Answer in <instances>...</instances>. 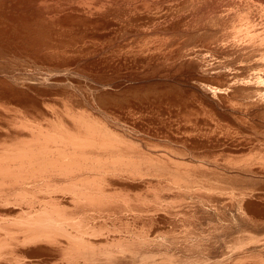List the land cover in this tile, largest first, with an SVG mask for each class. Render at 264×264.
Segmentation results:
<instances>
[{
	"label": "bare ground",
	"instance_id": "6f19581e",
	"mask_svg": "<svg viewBox=\"0 0 264 264\" xmlns=\"http://www.w3.org/2000/svg\"><path fill=\"white\" fill-rule=\"evenodd\" d=\"M46 1L0 0V264H264V125L232 121L169 81L113 92L77 75L107 82L133 67L143 80L177 33L110 44L103 25L126 34L150 14L107 2L97 17L103 0L41 10ZM71 68L81 92L63 80Z\"/></svg>",
	"mask_w": 264,
	"mask_h": 264
},
{
	"label": "rangeland",
	"instance_id": "374dc122",
	"mask_svg": "<svg viewBox=\"0 0 264 264\" xmlns=\"http://www.w3.org/2000/svg\"><path fill=\"white\" fill-rule=\"evenodd\" d=\"M16 1L18 2V0H16ZM19 1H21V0H19ZM56 1L57 0H51V2H50V0H47L45 2L46 4L45 3H44V5L41 4V6L39 4V7L41 10L44 9L47 11H49V10L55 11V8L56 9L61 8L60 9L61 11H63V10L68 11V10L73 9L72 7H75V5L77 3V1H72V0L71 1L74 3L70 2V0H62L64 2L58 0L56 3V6H55ZM97 1L101 2L102 0H97ZM136 1L137 0H103V2H102L103 5L101 6V9H99L100 7H97L99 10L95 9L96 13H94V14H97L95 16L99 17L98 14L103 13L105 11L104 7L106 5H108L107 4V2H108L109 3L108 6H111V7H115V5L121 6V7L130 6V8L132 7L135 9V11L132 8L130 9V10H132V13L137 14L139 12V14H141V16L144 13H145L144 14L145 17H147V15L149 16V14H150L149 17L144 18L146 20L144 23L142 22V20H140V25L141 24L142 25L137 26V29L132 31L134 33H132L130 31V33L124 34V31H125L124 29H122L121 31L119 30V32H118V28H116L117 29L116 30L114 28L115 26H110L111 28L114 29L113 30L109 27V25H103L102 26L103 33L107 32V33H109L108 35L113 36L112 39L111 38L109 39L110 44H115L121 39H130L131 37H134L137 35H139V36H143V35L144 36H149V35L152 36V34L160 35L162 33V35L164 34L163 36L166 35L168 37L172 33L173 34L177 33V35H173V36L171 35L172 38L168 37V38H170L169 40L172 41V39H174L173 37H176V39H177L178 35H179V40L174 39L175 43L173 41H172V43L173 44L177 43L175 45V46H177L178 43L184 42L186 47L184 46V44H179V45H182L181 46L182 50L180 48H178L179 45L177 46L176 49H175V46L167 47V49H165L163 51V52H165V51L166 52L163 54L168 56V54H169L168 52L171 50L172 53H170V54H174V56L176 54L175 57L170 58V56H173L170 54H169V57H165V55H162V53H160V54H158V56H160L161 58L159 59V57L156 56L157 58H156L154 64L150 63L151 65H147V67H146V65H143V67H145V68H143V71H145V77L143 78V80H142V76H140V75H142L140 72L142 68L141 69L137 68L138 69V71H137V69L133 68V67L128 70V73L124 74V77H122V78L118 77L119 79L113 78V81L109 80L107 82L105 80H104L105 82H103V81L101 82V81L97 80L96 78L94 79L93 78L94 75H92V74L90 75L87 72L77 74V75H79L81 77H85L86 79H89L92 82L97 83L100 86L109 87L112 91L114 90L113 92H118V91L123 90L125 88H130L129 86H131L132 84L133 85L135 84V86L139 85L137 83H142V82L145 83V82L153 81V80H158V81L164 80V82L169 81L174 86L176 85V88H177V86H178V88H179V86H181L180 92L183 94L185 93V95H187V96L191 93H192L191 95H193L195 91L197 92V94H199V95L201 94L202 98H204V100H206V102H208V104L211 103L210 105H213L214 106L213 108H215L216 111L221 112V114H224L226 116V118H228L232 121H234V120L236 121L237 118L235 116H237V117L244 116V117H247L250 121H253L254 123L257 122V124H259V125L260 124L264 125V116H263L264 115V111H263L264 110V97H263L264 96V93H263L264 92V90H263L264 89V81H263V83L261 82V80H264V72H263L264 70L261 69L262 68L261 64L264 62V60H263L264 59V27H263L264 26V0H240V1L239 0H146V1L145 0H138V2H139V3L137 2L138 4H136ZM47 2L51 3V4L53 2L55 7H53V6L50 7V4H47ZM143 2H145V5H142ZM146 2H147V4L149 3L148 4L149 6H147ZM60 3H63V4L60 5ZM58 4L60 6H57ZM104 4H105V6H104ZM135 4L137 6L138 5L139 6L138 7L136 6V8H135ZM66 5H67V7H66ZM89 5H91V4H89ZM92 5H94V4H92ZM62 6L64 7V9ZM41 7H43V8H41ZM46 7H47V9H45ZM65 7L67 10L65 9ZM92 7L94 8V6H92ZM168 8H170V9H168ZM171 8L174 10H172ZM167 9L169 10V12ZM164 10L165 11L167 10V11L164 12ZM94 14H92V15H94ZM144 15H143V17H144ZM152 15H155V16H152ZM157 15H158V17H157ZM182 18H183V20H182ZM144 19H143V21H144ZM174 22H177V23L175 24ZM168 27L170 29H168ZM176 27H178V28H176ZM107 28H110V29H107ZM174 28H176V29H174ZM106 30H108V31H106ZM137 30H138V32H137ZM114 31H116V32H114ZM120 32H121V38L119 35ZM206 32H209L212 35H210L209 33H206ZM212 32H214V33H212ZM218 32H220L222 34H220ZM168 33H170V34H168ZM183 33L186 34L187 37ZM203 33H204V35H202ZM114 34H115V37H114ZM132 34H133V36H131ZM207 34H209V35H207ZM189 35H191V37ZM116 36L119 37V39ZM199 36L200 37L202 36L201 38H203L202 39L203 41L200 39L202 42H200L199 39H197V38H200ZM206 36L207 37L209 36L210 38L209 37L206 38ZM213 36H214V38H213ZM218 36H220L221 38L220 37L218 38ZM225 36H228V37H226L227 39H225ZM211 37L213 39L217 38L218 41L217 40L216 41L211 40ZM185 38L186 39L188 38V40L189 39L190 40L186 41ZM193 38L194 39L196 38L198 40V43H197L196 39L194 40ZM113 40H115V41H113ZM193 40H194V42H193ZM204 40H206L205 43H204ZM209 40H211L213 42H211ZM185 41H186V43H185ZM190 42L192 45L190 44L188 46V44ZM106 43H108L107 40H106ZM183 47H185L186 50ZM188 47H190V48L188 49ZM169 48H171V49H169ZM173 49L175 50V53H173L174 52ZM183 50L185 51V53ZM177 54L180 56H178ZM162 56H164L165 58H163ZM194 57L197 58L199 62L197 60H195ZM231 58H233V59H231ZM189 59H191L192 61H194V60L197 61V65L202 61H203V63L202 64L200 63L197 66V65H194L196 63L195 61L192 62ZM228 59H231V61L229 60V61H227L229 63H225L226 60H228ZM185 60H187L188 62L186 61L187 62L186 63ZM232 60H234V63ZM189 61H191L194 64H192V63L189 64L190 63ZM230 62L232 65L230 64ZM156 64L159 65V67L161 65L163 66V68L160 67L163 74L161 73L160 68H159V72L158 71H157V73L155 72L153 75H151L152 77L149 76L150 78L147 77L146 75L149 74V71L151 74L152 67H154V65L156 66ZM120 66H121V64L116 68V70H114L115 74L120 71V69H119ZM164 66H165V68H164ZM181 68H183V69H181ZM71 69L73 70V68H71ZM134 69H136L135 72H137V73L133 72ZM139 69H140V71H139ZM163 69H165V70H163ZM72 70H70V73L63 74L66 78L69 77L68 79H66L63 76L64 77L63 80L66 83H70L72 88H74L76 90L78 89L77 91L81 92L80 88H78V86H76L75 81L71 78L72 77L71 75H73V74H75V76H76V73L74 72V70L73 71ZM130 70H132V71H130ZM176 70H178V71H176ZM133 73H135L134 74L135 76L132 75ZM160 73H161V75H160ZM241 73L244 75L242 76ZM224 75H226V76H224ZM227 75L230 77H228ZM53 76H54V78H53ZM56 76L58 77L57 73L56 74L55 73L46 74L45 79H46V81L49 80L48 82L51 83L50 80L53 81L55 78H57ZM158 76H160V77H158ZM130 77H131V79H130ZM220 77H222L221 79H223V78L225 79V80L223 79L224 81L222 80V83H221V79H218ZM132 78H133V80H132ZM197 78H199V79L201 78V79L199 80ZM210 78L212 80H214L213 78H215L216 80L218 79L219 84H218V81L211 82L212 80ZM227 78H228V80L229 79H231V80L228 81V80H226ZM238 78H239V80H238ZM114 79H117V80H114ZM203 79H206L207 81H205ZM236 80H238V81H236ZM200 81H203V82L201 83ZM208 81L210 83H213L214 85H217V87L220 86L221 88L218 87V92L220 89L225 96L227 94V96L230 97L228 101H230L231 98L233 97L231 100L232 102L235 100V103L237 101L242 103V101H243V103L242 104L240 103V104L241 105L246 104V105L243 107L242 106L240 107L239 105L235 106V104H232L231 102H227L225 104V102L219 96L217 97V95H219L220 93L217 94L218 92H216L214 90L211 91L213 89V86L211 87V85H209L210 83H207ZM204 82H205V84H204ZM238 82L240 84L239 85L240 88L243 85L244 87L246 86L245 88H248L249 90L243 88V86H242V88L245 89L244 91H243V89H239L238 84H237ZM259 82H261V83H259ZM221 84H225V85L230 84V85H232V87L234 89L230 85L228 87H227V85L226 86L222 85L225 88V92H226V94H225L224 90H222L223 87L221 86ZM127 85H129V86H127ZM206 85H207V87L208 86H210V87L207 88ZM235 85L238 87V89L236 87H234ZM247 85H250V86H247ZM253 87L255 88L254 90H252ZM182 88H184V89H182ZM257 88H259V89H257ZM115 89H119V90H115ZM231 89H233V91ZM226 90H228V91L230 90L232 92V93L230 92V94H232L231 95L232 97L230 96V94ZM246 90H247V92H246ZM250 90L254 91L255 93L254 92L251 93ZM256 90H257V92H256ZM237 91H238V93H237ZM241 91H243L245 97H243ZM236 94H240V95H242V97H237V99H236V97L234 98V95H236ZM245 94H249V96H247ZM250 94H252V96H253V94L254 95L257 94L258 97H256V96L252 97ZM250 96L252 98H255V99H252ZM246 97H249V98H246ZM219 98L221 101L219 100ZM238 98H240V101ZM218 100H219V103H218ZM248 100H249V102H248ZM253 116H254V118H253ZM258 127L260 128L261 126H258ZM251 131H253V132L256 131L255 133L257 135V133L262 131V130L261 129L260 130H257V129L254 130V128H253ZM260 134H261V136H260ZM262 135H263V137H262ZM257 136H258L257 137L258 139H260V138L264 139V132L262 131V132L258 133ZM151 140L157 141V139L156 138L153 139V137H151Z\"/></svg>",
	"mask_w": 264,
	"mask_h": 264
}]
</instances>
